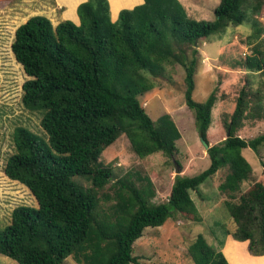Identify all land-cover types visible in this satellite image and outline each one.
I'll use <instances>...</instances> for the list:
<instances>
[{
    "label": "trees",
    "instance_id": "trees-1",
    "mask_svg": "<svg viewBox=\"0 0 264 264\" xmlns=\"http://www.w3.org/2000/svg\"><path fill=\"white\" fill-rule=\"evenodd\" d=\"M143 1L119 11L114 21L108 0H86L76 9L78 25L65 20L53 26L34 16L16 29L11 51L29 77L21 103L42 115L43 134L25 127L12 134L14 152L3 172L31 192L37 207L18 206L8 225L0 223L4 257L18 264H63L68 257L84 264H140L133 244L144 229L161 227L178 214L197 218L190 192L225 167L218 190L235 224L231 236L248 242L253 256L264 255V184L237 198L252 174L242 151L264 147V133L249 140L235 134L244 120L264 118L258 93L250 98L245 88L240 91L226 123L229 136L207 150L209 167L193 177L176 176L166 202H151L155 192L149 178L137 177L138 186L129 173L115 180L112 166L101 161L121 135L141 159L174 155L180 139L175 123L168 114L152 121L138 99L155 88L152 78L166 65L184 68L185 105L207 142L217 96L213 91L202 102L192 98L196 48L229 26L257 25L253 17L264 0H219L213 21L190 18L179 0ZM260 36L258 29L255 37ZM243 66L264 73L262 53L246 57ZM107 186L112 194L99 197ZM109 201L110 206L101 205ZM223 243L213 246L199 237L188 255L193 264H228ZM224 254L230 264H264V257L249 260L242 243H229Z\"/></svg>",
    "mask_w": 264,
    "mask_h": 264
},
{
    "label": "rangeland",
    "instance_id": "rangeland-1",
    "mask_svg": "<svg viewBox=\"0 0 264 264\" xmlns=\"http://www.w3.org/2000/svg\"><path fill=\"white\" fill-rule=\"evenodd\" d=\"M82 0H0V223L5 227L10 223L11 212L18 206L37 207L31 192L22 184L8 179L4 172L7 159L14 152L12 134L15 128L25 127L33 133L42 135L38 112H29L22 103V86L29 80L22 66L16 62L11 51V44L16 29L34 16L48 18L53 26L67 19L74 18L76 6ZM180 1V0H179ZM58 4H57V3ZM115 17L122 7H131L140 0H109ZM188 16L195 20H214V9L219 0H182L180 1ZM62 6H60V5ZM111 16V20L115 18ZM252 22L237 27L229 26L220 35L201 41L197 46L198 62L194 76L195 88L192 98L196 102L204 101L216 91L217 101L212 109L211 125L207 131L209 147L223 141L227 136L226 123L229 121L236 99L242 89L249 92L250 98L257 93L264 106V73L247 70L243 64L245 58L260 52L264 58V7L253 17ZM71 21V20H69ZM73 22V21H71ZM74 23V22H73ZM75 24V23H74ZM261 31L256 39L257 30ZM257 51H254V50ZM190 57L191 50H188ZM155 88L138 99L145 112L156 122L168 114L175 123L180 139L175 144L174 155L169 158L156 153L146 158H139L132 151L127 138L121 135L101 156L105 165H111L115 180L126 173L132 174L137 186V177H147L155 192L151 200L154 204L166 202L176 176L193 177L209 167L207 150L200 142V136L194 124V115L185 105L184 68L179 64L166 65L164 72L152 78ZM264 116V112L261 113ZM264 133V118H248L236 135L249 140ZM242 155L249 162L252 174L241 186L240 194L247 192L256 183L264 184V147L257 152L244 149ZM177 170L180 173L177 174ZM227 168L220 169L214 176L199 186L198 191L190 192L198 216L178 214L168 219L161 227L145 228L142 236L133 244V256L140 264H193L188 255V248L197 238L203 237L209 245L218 246L220 240L227 241V236L235 230V224L224 206L226 196L220 193L218 185L227 174ZM106 187L99 192V197L111 195ZM112 201L103 203L110 206ZM229 233V234H228ZM232 237V236H231ZM234 240V239H233ZM221 249L224 254L225 245ZM239 244V243H238ZM244 244L249 260L253 256ZM245 261V256H243ZM0 264H18L0 254ZM63 264L77 263L68 257Z\"/></svg>",
    "mask_w": 264,
    "mask_h": 264
},
{
    "label": "crops",
    "instance_id": "crops-1",
    "mask_svg": "<svg viewBox=\"0 0 264 264\" xmlns=\"http://www.w3.org/2000/svg\"><path fill=\"white\" fill-rule=\"evenodd\" d=\"M55 1H56V0H55ZM85 1H86V0H82L79 4H81V3L85 2ZM180 1H182V0H180ZM108 2H109V0H108ZM143 2H144L143 0H140L139 3H137V4H135V5L131 6V7H122L121 9L118 10V12L116 13L115 17H114V15H113V12H112V10H111V5H110V2H109L111 16L114 17L115 20H116L119 11H121V10H123V9H128V10L133 9V8L136 7V6H139V5L143 4ZM56 3H57V2H56ZM8 4H9V3H8ZM8 4L2 5V6L0 7V11H1V10H4L5 8H7V7H8ZM57 4H58V3H57ZM79 4H78V5H79ZM59 5H60V4H59ZM78 5L76 6L75 11H74V18L67 19V20H71V21H73L76 25L79 24V18H78L77 13H76V9H77ZM60 6H62V5H60ZM57 24H58V23H57ZM57 24H56V25H57ZM226 239H227V241L225 240V242H227V243H226V245H225V248L227 247V245H228L229 243H232V242L246 244V242H238V241L233 240V238H232L231 236H227ZM225 242H224V243H225ZM224 243H223V247H224ZM222 249H223V248H222ZM224 250H225V249H224ZM223 252H224V251H223ZM263 257H264V255H263V256L256 257V258L253 257V259H260V258H263Z\"/></svg>",
    "mask_w": 264,
    "mask_h": 264
},
{
    "label": "water",
    "instance_id": "water-1",
    "mask_svg": "<svg viewBox=\"0 0 264 264\" xmlns=\"http://www.w3.org/2000/svg\"><path fill=\"white\" fill-rule=\"evenodd\" d=\"M229 136V132H227V137ZM200 142L202 144V146L205 148V150H208L210 147L208 145V143L202 138L200 137ZM180 173V170H177V174Z\"/></svg>",
    "mask_w": 264,
    "mask_h": 264
}]
</instances>
